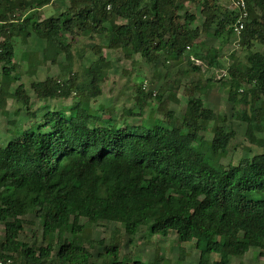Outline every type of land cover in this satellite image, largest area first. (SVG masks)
I'll use <instances>...</instances> for the list:
<instances>
[{
	"label": "trees",
	"instance_id": "16d2710c",
	"mask_svg": "<svg viewBox=\"0 0 264 264\" xmlns=\"http://www.w3.org/2000/svg\"><path fill=\"white\" fill-rule=\"evenodd\" d=\"M55 1L1 0L0 108L9 97L20 104L17 113L30 108L23 83L11 90L21 78L14 61L15 36L26 39L34 33L45 40L43 58L55 62L56 44L71 59L76 38L97 33L126 57L140 55L155 63L162 55L164 62L177 61L174 84L180 75L201 71L186 57L188 46H195L190 55L207 68L222 67L217 49L197 44L199 29L190 25L195 14L179 12L183 0H69L58 14L41 17L40 9ZM191 1L203 6L204 30L215 25L212 33L217 37L233 34L237 10L218 0ZM248 9L239 40L243 56L234 58L226 68L228 76L218 81L228 88L249 141L263 147L258 134L264 132V0H248ZM97 52L86 92L74 75L64 81L50 76L32 82L41 98L69 97L76 91L78 101L49 109L27 126H15L16 136L0 142V256L22 264H98L86 246L91 239L84 234L82 217L89 223L119 222L130 236L143 225L154 234L175 231L181 241L196 240L202 248L199 264H231L232 257L244 256L251 247L264 254V151L236 163L222 162L235 132L227 129L224 116L205 106L207 84L200 82L191 84L180 117L168 111L160 120L133 124L93 108L89 99L100 94L108 66L101 48ZM184 58L188 67L182 66ZM152 94L138 88L140 114ZM157 98L162 100L161 95ZM206 123L212 124L210 140L202 133ZM29 213L41 219L46 245L20 239ZM54 240L58 249L52 255ZM212 254L219 259L211 262ZM100 255L102 264H149L120 258L116 243L106 245Z\"/></svg>",
	"mask_w": 264,
	"mask_h": 264
},
{
	"label": "rangeland",
	"instance_id": "374dc122",
	"mask_svg": "<svg viewBox=\"0 0 264 264\" xmlns=\"http://www.w3.org/2000/svg\"><path fill=\"white\" fill-rule=\"evenodd\" d=\"M218 3L226 8H232L231 0H218ZM67 6H69V0H56L41 8L39 12L41 17H47L58 14ZM202 7L199 1L183 0L179 12L184 14L188 11L195 14L196 18L190 25L199 29L197 44H204L211 48L212 52L217 49L218 60L222 67L207 68L206 64L201 63L199 64L200 72L178 76L180 82L177 84L173 82L177 76L175 74L176 66L179 65L177 61L164 62L162 55L155 63L147 62L140 55L126 57L121 48H109L108 41L97 33L80 35L76 38L70 46L73 57L71 59H67L60 44H56L55 49L59 51V55L55 62L50 58H43L45 40L38 38L34 33L26 39L15 36L13 39L14 61L21 78L12 84L11 90L23 83L25 92L30 97V108H23L17 113L20 104L17 103L16 98H7L5 107L0 108V142L5 144L16 136L13 132L15 126H27L40 120L43 113L49 109L68 107L78 101L80 97L76 95V91H72L69 97L41 98L34 91L32 82L45 80L50 76L64 81L74 75L75 83L83 86L84 92L88 91L89 66L99 57L97 52L99 47L108 60V66L105 65L106 76L99 83L100 94L89 99L93 108L105 110L116 121L127 120L133 124L142 123L147 119L160 120L168 111L180 117L186 109L191 84L200 82L201 85L207 84L203 94L205 106L224 116L227 129H233L235 132L226 155L221 159L222 162L227 163L232 160L236 163L242 157H251L263 152L264 146L251 143L247 138L246 123L236 117L233 102L228 98V88L218 81L223 76H228L226 68L234 58L243 56V49L233 34L227 39V34L223 38L214 35L212 31L215 25H212L209 31L204 30L206 15ZM20 13V11L17 12L16 17H19ZM61 38L63 41L68 39L64 34ZM92 45L96 47L93 48ZM198 47L202 48L200 45ZM194 48L195 46L187 49L186 52V57L191 56V60L193 56L190 53ZM261 50L264 52V47H261ZM71 60L73 61L71 69H66ZM182 64L188 67L187 58L183 59ZM209 78L213 81L209 82ZM139 87H142L145 92H153L152 96L145 99L142 114L136 100ZM157 95H161L162 100H159ZM208 125L209 127L206 128ZM202 133L207 139H212V124L206 123ZM258 136L264 138V132L259 133ZM24 218L27 219V223L20 234V239L30 244L35 242L37 246L46 245L49 240H43L41 219L31 213ZM80 222L86 224L84 234L91 239L86 246L93 253V260L98 264L103 262V255L100 253L104 252V247L111 243L118 244L120 258L126 256L129 260L140 259L149 264H199L202 248L196 246V240L181 241L175 231H171L168 235L154 234L148 226L143 225L134 236H130L124 231L123 225L116 221L100 220L97 223H89L82 217ZM3 236L4 223L0 221V240ZM53 248L52 255H55L58 249L56 240L53 241ZM209 258L213 262L219 259V255L212 254ZM231 264H264V254L260 253L259 248L251 247L244 256L232 257Z\"/></svg>",
	"mask_w": 264,
	"mask_h": 264
},
{
	"label": "built area",
	"instance_id": "2783aa9c",
	"mask_svg": "<svg viewBox=\"0 0 264 264\" xmlns=\"http://www.w3.org/2000/svg\"><path fill=\"white\" fill-rule=\"evenodd\" d=\"M232 8L237 10V17L232 24V33L233 35L240 40L241 33L245 27L246 21L248 20L249 16V9H248V0H231ZM188 49L190 46L187 47ZM192 59L197 63L201 64L202 62L198 59L192 57ZM0 264H22L19 261L14 260L11 257H1L0 256Z\"/></svg>",
	"mask_w": 264,
	"mask_h": 264
}]
</instances>
